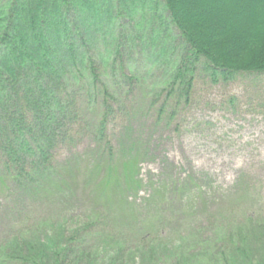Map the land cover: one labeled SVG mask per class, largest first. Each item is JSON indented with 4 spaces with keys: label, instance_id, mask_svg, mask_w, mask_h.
<instances>
[{
    "label": "rangeland",
    "instance_id": "1",
    "mask_svg": "<svg viewBox=\"0 0 264 264\" xmlns=\"http://www.w3.org/2000/svg\"><path fill=\"white\" fill-rule=\"evenodd\" d=\"M136 2L151 13L150 0ZM256 7L262 17L264 0ZM249 14L241 7L231 16ZM141 17L124 14L120 33L113 23L92 28L93 54L121 43L113 110L105 116L102 93L75 90L77 118L53 142L54 169L39 173L34 189L0 181V247L36 236L41 246L83 247L93 258L84 264H201L194 258L202 254L218 264L207 244L227 250L221 234L243 226L254 236L246 239L254 264H264L256 222L264 220V75L224 80L198 65L189 101H171L160 116L183 47L175 30L155 39L135 27Z\"/></svg>",
    "mask_w": 264,
    "mask_h": 264
},
{
    "label": "trees",
    "instance_id": "2",
    "mask_svg": "<svg viewBox=\"0 0 264 264\" xmlns=\"http://www.w3.org/2000/svg\"><path fill=\"white\" fill-rule=\"evenodd\" d=\"M258 1L150 0L151 13L145 15L136 0H0V168L4 176L0 181L26 182L23 187L34 189L40 184L37 175L54 169L50 162L53 142L66 135L77 118L75 90L91 96L102 93L105 116L112 112L110 100L117 86L111 81L117 77L115 58L121 54V43L111 51L98 49L93 54L92 28L112 27L113 23L120 33L124 14L127 18L141 14V24L135 27L145 29L151 38L169 35V29L178 33L183 51L171 63L164 83L167 101L161 116L171 101H189L198 65L224 80L243 73L264 75V13L254 15ZM241 7H248L250 19L231 16ZM148 17L151 20L144 21ZM153 20L159 25L147 29ZM110 40L114 44L118 38L111 33ZM122 75L125 81L135 79ZM256 222L264 234V220ZM242 227L230 237L221 234L227 250L221 251L219 241L207 244L206 251L212 250L208 255L214 253L218 264L255 263L246 241L251 227ZM50 240V245L42 246L36 236L6 241L0 247V264L93 261L86 249L73 242L60 246ZM73 255L80 261L70 262ZM202 257L194 260L210 264Z\"/></svg>",
    "mask_w": 264,
    "mask_h": 264
}]
</instances>
